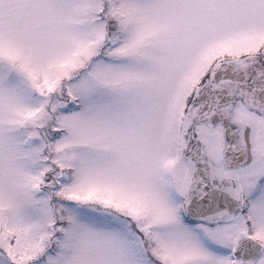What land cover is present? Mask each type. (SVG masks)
Returning a JSON list of instances; mask_svg holds the SVG:
<instances>
[{"label": "snow or ice", "instance_id": "1", "mask_svg": "<svg viewBox=\"0 0 264 264\" xmlns=\"http://www.w3.org/2000/svg\"><path fill=\"white\" fill-rule=\"evenodd\" d=\"M0 264H264V0H0Z\"/></svg>", "mask_w": 264, "mask_h": 264}]
</instances>
